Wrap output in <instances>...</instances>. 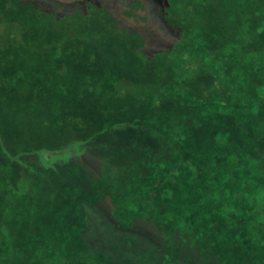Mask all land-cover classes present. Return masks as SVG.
Here are the masks:
<instances>
[{
  "label": "rangeland",
  "instance_id": "rangeland-1",
  "mask_svg": "<svg viewBox=\"0 0 264 264\" xmlns=\"http://www.w3.org/2000/svg\"><path fill=\"white\" fill-rule=\"evenodd\" d=\"M24 1L0 0V264H264V0Z\"/></svg>",
  "mask_w": 264,
  "mask_h": 264
},
{
  "label": "flooded vegetation",
  "instance_id": "flooded-vegetation-1",
  "mask_svg": "<svg viewBox=\"0 0 264 264\" xmlns=\"http://www.w3.org/2000/svg\"><path fill=\"white\" fill-rule=\"evenodd\" d=\"M26 1H28V0H26ZM26 1H24V2H26ZM32 1L34 2L35 6H37V7L39 6L40 8H43L47 12H50V13L52 11H54V6H49L47 3L50 4V3H54V2L55 3L60 2L61 5L59 3L58 4L60 5L61 9L70 8L71 10H73L74 8L81 7V4L83 2V0H41V2H40V0H32ZM39 3H41L42 5H40ZM63 4H66V7ZM117 8H120V6H118ZM118 10H120V9H118ZM115 14H117L116 17H118V15L120 13L118 12ZM122 19H124V18H122ZM140 228L143 230L144 234L146 235L145 236L146 238L143 240V243H140V241H130V242H136V244H138L139 246L146 243V242H150L151 244H154V246L159 245L160 242L157 239L151 238L152 236H154L156 234V232L154 231V229L152 228V226L150 224H147L146 222H142L140 225ZM155 236L158 238L160 237L158 234H156Z\"/></svg>",
  "mask_w": 264,
  "mask_h": 264
},
{
  "label": "trees",
  "instance_id": "trees-1",
  "mask_svg": "<svg viewBox=\"0 0 264 264\" xmlns=\"http://www.w3.org/2000/svg\"><path fill=\"white\" fill-rule=\"evenodd\" d=\"M142 4H144V5L146 4L145 6L147 7V9H149V7H150V11H149V12H152V7H151L152 5H151V2H150L149 0H147V1L144 0V2H143ZM158 9H159V8H158ZM145 13H146V15H147L148 18H152V15H151L152 13H151V14L148 13V10L145 11ZM159 14H160V13H159ZM168 21H169V20H168ZM169 22H170V21H169ZM123 31H125V30H123ZM120 125H121V124H120ZM120 125H119V126H120ZM125 125H127V124L125 123Z\"/></svg>",
  "mask_w": 264,
  "mask_h": 264
}]
</instances>
